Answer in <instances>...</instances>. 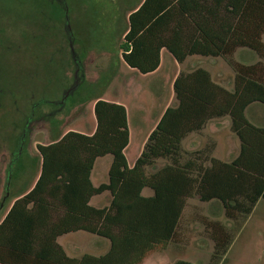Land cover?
Segmentation results:
<instances>
[{
  "label": "trees",
  "instance_id": "trees-1",
  "mask_svg": "<svg viewBox=\"0 0 264 264\" xmlns=\"http://www.w3.org/2000/svg\"><path fill=\"white\" fill-rule=\"evenodd\" d=\"M124 39L125 63L142 74L159 68L163 48L178 62L190 55L229 56L239 47L264 57V0H144L130 13ZM75 45L71 42V52ZM72 54L73 69L84 84L82 55L78 59ZM235 67L233 89L216 82L202 67L180 73L173 85L178 103L165 109L134 161L126 154L131 147L126 106L95 94L81 97L85 104L95 101L97 127L92 134L58 131L56 139L39 144L36 152L27 146L25 130L15 135L0 200V216L5 213L0 222V264H141L157 245L176 238L187 199L193 197L220 201L229 218L249 216L264 198V125L247 117L252 104H264V64ZM59 76L51 78L53 85ZM84 85L91 93L94 84ZM61 86L58 81L54 88ZM74 87L61 100L46 103L64 107L81 86ZM39 117L57 130L61 126L55 111ZM222 117L230 118L227 125L240 140L234 157H212L206 166L194 160L181 164L178 155L185 138ZM106 155L113 158L109 182L95 186L92 170ZM160 159L171 162L152 171ZM145 188L154 193L143 194ZM105 191L112 197L108 206L90 204L94 195ZM208 225L216 254L225 255L233 236L218 220ZM79 230L109 239L110 248L100 255H68L58 237Z\"/></svg>",
  "mask_w": 264,
  "mask_h": 264
},
{
  "label": "rangeland",
  "instance_id": "rangeland-1",
  "mask_svg": "<svg viewBox=\"0 0 264 264\" xmlns=\"http://www.w3.org/2000/svg\"><path fill=\"white\" fill-rule=\"evenodd\" d=\"M142 1L0 0V200L6 192L15 135L25 130L29 135L27 146L36 152L39 144L56 139L58 131L88 133L92 130L95 101L85 104L81 99L83 93L84 97L95 94L119 101L129 109L133 140L128 153L134 161L165 109L178 103L173 85L180 73L202 67L216 82L233 89L236 64H264L262 55L239 47L229 56L190 55L182 64L166 53L159 71L140 73L125 63L122 45L129 28V15ZM71 42L76 44L73 52ZM72 53L77 58L82 55L78 63L84 71V84H94L90 87L91 93L85 92L83 76L75 74L72 60L76 64V59ZM58 75L62 86L54 88L58 81L53 85L50 80ZM77 84L81 87L75 97L67 99L64 107L46 103L66 97L64 92L76 89ZM52 111L61 122L58 130L55 124L39 117ZM247 117L264 125V104H252L247 109ZM227 119L209 121L202 129L190 133L178 155L180 163L194 160L198 166H206L212 157L222 160L234 157L240 140L227 125ZM167 162L170 159H160L150 169L155 171ZM98 171L96 184L107 181V172L103 168ZM153 193L151 188L143 190L145 195ZM111 199L109 193L98 194L95 203L104 207ZM4 215L1 214L0 222ZM213 220L220 221L233 236L225 255L215 252L216 242L208 225ZM60 242L67 254L74 257L86 252L100 255L111 245L109 239L86 231L65 236ZM178 260L195 264H264V198L249 216L237 214L235 218L226 215L218 200L188 198L176 238L157 245L141 264H171Z\"/></svg>",
  "mask_w": 264,
  "mask_h": 264
},
{
  "label": "crops",
  "instance_id": "crops-1",
  "mask_svg": "<svg viewBox=\"0 0 264 264\" xmlns=\"http://www.w3.org/2000/svg\"><path fill=\"white\" fill-rule=\"evenodd\" d=\"M144 2V0L142 1V3ZM141 3V4H142ZM140 4V5H141ZM139 5V6H140ZM138 6V7H139ZM137 7V8H138ZM166 53H168V54H171L166 48H163L162 49V51H161V58L163 57V55L164 54H166ZM172 55V54H171ZM172 57H173V55H172ZM175 59V58H174ZM163 59H161V65L159 66V68L157 69V70H155L154 72H151V73H155V72H157V71H159L160 70V68L162 67V65H163V61H162ZM175 61H177L176 59H175ZM178 62V61H177ZM179 64H182L183 62H178ZM149 74V73H148ZM111 101V100H110ZM113 101V100H112ZM113 102H117V103H120L119 101H113ZM94 106H95V103H94ZM127 108V107H126ZM127 111H128V120H129V129H130V139H131V142H130V144L132 143V140H133V134H132V129H131V124H130V111H129V109L127 108ZM94 116H95V113H94ZM93 122H94V125H93V128H92V130H90V131H88V134H92L94 131H95V129H96V127H97V120H96V116L94 117V120H93ZM85 133V132H84ZM130 146V145H129ZM128 148L126 149V154L128 155ZM110 156L111 155H106V156H103V157H99L97 160H96V163H95V166H94V168H93V170H92V175H91V179H92V182H93V184L95 185V186H98V185H100L101 183H107V182H109V169H110V165H111V162H112V156H111V158H110ZM100 163V164H99ZM98 165H99V168H98ZM99 170H101L102 168L105 170V172H107V181H102V182H100L99 184H96V179H97V177H96V175H98L99 173H100V171H98V169ZM96 178V179H95ZM104 193H109L110 194V192L109 191H105V192H103V193H101V194H104ZM97 195H94L92 198H91V201H90V204H92V205H94V206H96V207H101V206H98L96 203H95V197H96ZM80 232H85V231H82V230H79V231H74V232H70V233H67V234H63V235H61V236H59L58 237V242L65 248V245H63L61 242H60V239L61 238H63V237H65V236H68V235H70V234H76V233H80ZM65 250H66V248H65Z\"/></svg>",
  "mask_w": 264,
  "mask_h": 264
}]
</instances>
